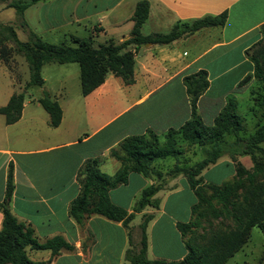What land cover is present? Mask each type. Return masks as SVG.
Listing matches in <instances>:
<instances>
[{"label":"crops","instance_id":"obj_1","mask_svg":"<svg viewBox=\"0 0 264 264\" xmlns=\"http://www.w3.org/2000/svg\"><path fill=\"white\" fill-rule=\"evenodd\" d=\"M137 1L54 0L51 7H44V2L38 0L24 9L22 19L29 29L30 19L40 12L42 19L82 25L93 36L103 32L102 39L118 42L130 34V16ZM147 1L148 16L141 26L142 34L167 32L177 21L204 15L226 12V18L222 25L201 27L169 43L141 45L134 55L131 84L108 73L86 95L53 98L61 109L57 126L49 124L48 113L37 100L40 95L28 96L29 88L15 122L7 124L0 113V201L11 166L13 190L9 206L13 215L30 225L40 241L60 235L72 246L52 256L48 249H28L32 260L50 259L48 264H129L126 250L139 248L144 215H150L145 226L147 258L175 261L187 252L177 224L190 219L196 195L182 173H167L178 161L195 162L188 158L183 145L178 159L160 163L154 160L153 165L162 172L160 178L131 171L125 183L108 191L112 203L132 214L127 226L100 214H91L78 223L69 215L68 206L78 194V175L86 159L97 158L99 169L113 174L120 163L109 150L125 136L151 130L162 142L168 129H178L190 118L184 75L199 69L207 72L208 86L196 102L197 113L206 125L213 123L229 98L235 100L237 108L241 101L251 104V91L257 82L250 79L243 85L239 83L252 72L246 50L262 36L264 0ZM35 33L42 38L38 31ZM18 58L13 53L8 65L0 60V106L24 85L25 79L16 68ZM40 87L41 91L46 89ZM246 122L244 117L241 135L253 131L249 132ZM237 160L246 168L252 165L247 154L238 155ZM222 166L228 172L222 173ZM233 175L234 164L228 156L201 172L203 182L214 184ZM158 183L160 189L153 195L158 206L135 211L142 189ZM1 220L0 211V226ZM249 238L239 251L247 246Z\"/></svg>","mask_w":264,"mask_h":264},{"label":"trees","instance_id":"obj_2","mask_svg":"<svg viewBox=\"0 0 264 264\" xmlns=\"http://www.w3.org/2000/svg\"><path fill=\"white\" fill-rule=\"evenodd\" d=\"M37 1L0 0L6 7H12L21 19L24 9ZM148 7L147 0L136 2L130 16L132 28L128 37L118 42L109 38L97 46L93 45L91 35H71L72 44H55L42 39L30 29H27L28 39L22 41L18 39L12 25L0 23V60L8 65L11 55L19 54L27 63L29 74L22 89L12 93L7 103L0 106L5 122L13 123L19 118L25 90L30 86L43 85L40 72L45 63H78L82 95L99 86L108 73L120 77L125 84H131L134 81V55L141 45L169 43L201 27L222 25L226 18V12L204 15L193 20L177 21L167 32L142 34L140 29L148 16ZM21 24L27 28L23 19ZM260 31L261 38L246 50V55L252 62V72L239 83L243 85L250 79L257 82L251 91V104L248 108L254 118L252 132L247 135L240 134L245 128L244 117L237 113L233 98L228 99L211 125L202 122L196 110V102L207 88L208 79L206 70L199 69L182 77L191 114L181 127L168 129L162 142L151 130L125 136L116 147L109 150L110 156L120 163L113 174L101 171L97 158L84 161L78 175V194L68 206L69 215L81 223L91 214H100L111 220H121L127 226L132 214H127L124 208L112 203L108 191L125 183L131 171L160 178L162 172L153 162L168 157L178 159L184 151L178 139H182L187 145H197L203 150V157L198 161L187 163L185 160L181 164L178 161L167 171L168 174L182 173L196 195V202L190 209V219L177 224L186 245L185 256L175 261L147 258L145 226L150 215H144L140 223L139 248L126 250L125 257L129 264H224L242 248L250 237L252 227H258L264 236V150L261 146L264 143V24ZM4 40L10 44L2 43ZM37 100L48 113L49 124L57 126L61 119L58 102L51 98L46 89H42ZM230 137L232 140H227ZM243 154L250 156L252 165L249 168L237 160V156ZM222 156H228L233 161L234 175L221 184L203 182L201 172ZM159 189V183L143 188L134 210L139 211L145 206L157 207L158 199L153 198V195ZM12 190V168L9 166L5 195L0 201V264H48L50 259H30L27 250L48 249L52 256L61 249L72 248L60 235L40 241L30 225L18 220L9 206ZM204 210L213 219L220 221L215 227L209 223L208 233H202L199 241L192 235L193 230L201 225V218L195 216V213L199 211L198 216H201ZM223 220L227 222L224 223Z\"/></svg>","mask_w":264,"mask_h":264},{"label":"rangeland","instance_id":"obj_3","mask_svg":"<svg viewBox=\"0 0 264 264\" xmlns=\"http://www.w3.org/2000/svg\"><path fill=\"white\" fill-rule=\"evenodd\" d=\"M42 1L44 2V7H51L54 2V0ZM21 21L22 19L16 15V12L13 8L6 7L4 3L0 2V23L12 25L18 34V38L22 41H25L28 39V30L22 26ZM53 21L54 20L47 18L42 19L41 13L39 12L37 15L34 14L32 19H30V25L28 28L34 32L38 31L41 34L42 39L55 44H60L62 42L72 44L70 40L71 35L79 37H87L91 35L93 37L94 46H97L99 43L105 41L101 38L103 36V32H99L97 35L95 34L93 36L92 33H90L91 31L84 30L82 25L68 23L60 24L54 23ZM2 43L6 45L10 44V42L6 40H4ZM17 55L19 56V63L16 68H18L19 73H21L23 79H25V83L29 77L28 66L24 58L19 54ZM40 73L44 80L42 87L49 90L48 92L51 98L64 97L66 95H80L78 63L69 62L60 64L56 62H49L42 66ZM39 95H41L40 86L29 87L28 96ZM249 104L250 101H241L238 105L237 113L246 118V124L248 125L250 132L254 128V120L251 118V114L248 110ZM178 142L183 145L184 148H187L188 158L191 161H198L203 157L202 148L199 149L197 145H187L182 139H178ZM205 146H208V144ZM261 146L264 150V143H261ZM194 147L196 148L194 149ZM172 159V157L157 159L155 162H169ZM228 170L229 169L227 167L222 166V173H226ZM198 212L199 211L195 213V216L201 218V225L193 230L192 235L201 241L200 235L202 233H208L209 223L215 227L219 223L220 219H213L210 216V213L205 210L202 211L203 213L201 216H198ZM223 222L226 223L227 220H223ZM263 244L264 236L262 232L258 227H252L247 246L241 251L238 250V252H236L234 256L228 259L224 264H264ZM130 250H132V248Z\"/></svg>","mask_w":264,"mask_h":264}]
</instances>
